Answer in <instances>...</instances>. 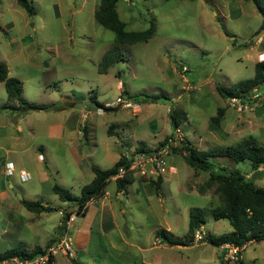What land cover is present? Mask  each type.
<instances>
[{"label":"rangeland","instance_id":"1","mask_svg":"<svg viewBox=\"0 0 264 264\" xmlns=\"http://www.w3.org/2000/svg\"><path fill=\"white\" fill-rule=\"evenodd\" d=\"M31 1L34 14L18 0H0V61L22 81L25 99L54 106L26 109L18 99H8L0 81V253L50 244L52 264H221L223 251L217 245L170 246L157 237L162 228L185 237L191 209L220 204L213 188L198 191L209 173L195 171L172 148L159 189L152 182L159 175L143 180L135 173V182L120 197L111 180L106 194L93 199L86 213H77V202L62 200L53 187L60 184L79 196L94 178L93 166H113V154H131L140 142L157 147L175 133L169 116L173 108L187 112L179 129L199 149L233 145L250 136L264 145V84L255 89L260 97L252 99L251 92L245 103L218 91L254 77L256 63L264 60V16L256 4L120 0L117 8L127 29L145 30L154 20L156 34L147 42L118 44L124 59L101 73L104 53L117 44L115 32L95 19L101 0ZM119 98L132 106L118 104ZM95 100L117 108L101 109ZM221 107L225 111L217 124L213 118ZM57 124L65 125L62 136L51 134V125ZM112 125L115 134L109 133ZM213 162L217 169L252 175L264 187V164L255 176L249 160L218 157ZM25 201L54 209L34 212ZM63 211H73L68 232L73 254L61 247ZM111 213L117 225L108 230L101 218ZM205 219L209 233L233 230L227 219L216 220L211 213ZM247 245L242 260L229 264H264V241Z\"/></svg>","mask_w":264,"mask_h":264},{"label":"trees","instance_id":"2","mask_svg":"<svg viewBox=\"0 0 264 264\" xmlns=\"http://www.w3.org/2000/svg\"><path fill=\"white\" fill-rule=\"evenodd\" d=\"M120 0H101L97 10L95 11V19L102 26L115 32V40L117 44L106 51L101 59L98 70L101 73H107L109 68L116 62L124 59V53L120 50L118 44H136L140 42H147L156 34L155 21L145 30H129L127 29V22L122 20L118 12V2ZM253 1L260 13L264 16V0H247ZM18 3L29 13H35V5L31 0H18ZM256 73L254 77L239 81L234 87H218V91L226 98L238 97L244 98L249 93L264 84V60L256 63ZM0 81L5 83L8 99H18L26 109H46L53 107L52 105L37 104L28 101L23 97V84L17 77L9 75V69L5 62L0 61ZM126 91L125 89L123 92ZM251 94V95H252ZM155 99L157 96H152ZM96 105L105 110L116 109L117 107L106 105L98 100H95ZM225 108L218 109L217 115L213 120L218 124L220 117L223 115ZM169 116L175 130L187 119V112L181 108H173L170 110ZM86 128V127H84ZM114 126H110L109 133H113ZM87 130L84 129V136L87 137ZM175 133L165 137L160 141L157 147L152 148L146 143L140 142L139 146L133 153L121 152L120 158L113 166L109 168H101L93 166L95 173L93 180L85 184L81 189L79 196L71 192L70 189L55 184L53 190L62 200L76 201L78 208L77 213H86L88 204L91 200L105 195L106 188L111 182L112 177L117 175L120 168L127 169L123 177L115 179L118 191L127 190V186L134 182L135 173L137 170H129L130 165L137 153H145L151 155L162 147L166 146ZM174 152H179L183 155L185 161L195 171H205L209 173L208 178L200 183L198 191L206 193L210 189L218 194L220 204L211 206L210 208H193L190 210L189 230L185 237L171 236L168 229L162 228L157 231V237L162 238V241L172 245L189 246L193 243L194 234L197 229L201 228L205 223V215L211 213L216 220H229L233 230L221 235H215L208 232L206 242L214 245H221L222 243L232 242L243 246L250 242L264 241V187L257 186L255 182L237 168L220 167L215 168L213 159L218 157L228 158L231 162H240L249 160L254 170L255 176L261 173L256 171L264 164V145L259 143L253 137H247L233 145H228L219 148H210L208 150L199 149L191 140L186 138L180 146L172 147ZM142 179L147 180L146 176L140 175ZM162 175L160 174L157 180L152 181L157 189L162 183ZM25 206L34 212H49L54 208L43 204L40 201L32 202L25 201ZM61 229L64 231L68 228V221L70 220L73 211L62 212ZM50 244L46 247L36 246L32 249L20 245L8 248L0 253V264L4 261L18 258L21 261H30L40 255L47 254ZM242 260V259H241ZM54 261V255H50L48 263ZM144 264V263H142Z\"/></svg>","mask_w":264,"mask_h":264},{"label":"built area","instance_id":"3","mask_svg":"<svg viewBox=\"0 0 264 264\" xmlns=\"http://www.w3.org/2000/svg\"><path fill=\"white\" fill-rule=\"evenodd\" d=\"M247 96L244 98H239L241 101L238 99V97H232L231 100H233L234 102L245 103L247 99H250V96L249 97H247ZM259 97H260V94L258 92H256V90H255V93L252 94V99L259 98ZM118 102H119L118 104L122 103L124 105V107L132 106L131 102L123 101L122 98H119ZM184 140H185V137H184L183 133H181L180 129L177 128L175 130V136L170 139V141L168 142V144L166 146L162 147L158 151L152 153L151 155H147L145 153L135 154L134 160H133L132 164L130 165L129 170H137L139 172V174H141L142 176H146V177L150 176V174H152V175L162 174L163 171L168 169V167H167V162H168L167 156L169 154L170 149L172 147L176 146L178 143L183 142ZM9 165L11 167L12 163H9ZM10 171H11V169H10ZM126 171H127L126 168H124V167L120 168L119 173L117 175L113 176L112 179H116L118 177H123V175L126 173ZM73 219H74V217L72 215L70 220L67 223L68 228L63 231L62 236L64 238L62 239V243H61V247H64L65 251H68L71 254L74 253V250H73V246L71 244V240H70L71 238L68 236V232H69L70 222ZM207 237H208V232L202 226L201 228L196 230V232L194 234V238H193V243L205 242ZM219 247L223 251L221 264H229L230 262H237V261H240L242 259V254H243L244 249L246 248V245L240 246V245H237V244L232 243V242H226V243H222L221 245H219ZM53 252H54L53 249H49L47 254L40 255L36 258H39L42 261V264H52V263H48V260H49L50 255H53ZM15 259H18V258H15ZM30 261H32V260H30ZM22 262H26V261H22Z\"/></svg>","mask_w":264,"mask_h":264},{"label":"crops","instance_id":"4","mask_svg":"<svg viewBox=\"0 0 264 264\" xmlns=\"http://www.w3.org/2000/svg\"><path fill=\"white\" fill-rule=\"evenodd\" d=\"M114 128H115V126H114ZM65 129V125L64 124H57V125H51V134H52V136H62V134L64 133V130ZM113 133L115 134L116 132L113 130ZM84 134V133H83ZM135 150H133V152H134ZM121 155V154H120ZM120 155L119 154H113L112 155V163L114 164L116 161H118V159L120 158ZM41 157H42V155H41ZM110 157V156H109ZM109 159H111V157L109 158ZM95 176V175H94ZM140 176V175H139ZM249 176V175H248ZM250 176H252V175H250ZM249 176V177H250ZM113 181H115V179H112ZM143 180H145V179H143ZM116 182V181H115ZM134 182H135V180H134ZM133 182V183H134ZM132 184V183H131ZM130 184V185H131ZM116 188H117V185H116ZM117 190V192L118 193H120V197H124L125 196V194L128 192V190H126L125 191V193H124V191L122 190V191H118V189H116ZM107 192V191H106ZM106 194V193H105ZM92 201V200H91ZM90 201V202H91ZM89 202V203H90ZM108 206H110V205H108ZM110 208V207H109ZM112 208V207H111ZM110 208V212H112V209ZM105 209V208H104ZM105 214V213H104ZM115 215H114V213H111V216H108V217H106V216H103L102 218H101V220H102V222H101V224H102V227L103 228H105V229H111V230H113V228L114 227H116V217H114ZM172 246H174V245H172ZM178 246H181V245H178ZM248 246V245H247ZM247 246H246V248H247Z\"/></svg>","mask_w":264,"mask_h":264},{"label":"clouds","instance_id":"5","mask_svg":"<svg viewBox=\"0 0 264 264\" xmlns=\"http://www.w3.org/2000/svg\"><path fill=\"white\" fill-rule=\"evenodd\" d=\"M263 61V60H262ZM247 246V245H246Z\"/></svg>","mask_w":264,"mask_h":264}]
</instances>
